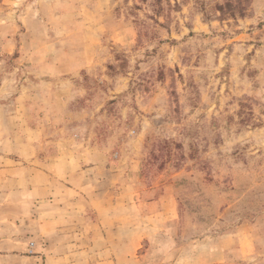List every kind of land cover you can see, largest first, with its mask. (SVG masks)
Masks as SVG:
<instances>
[{"label": "rangeland", "instance_id": "374dc122", "mask_svg": "<svg viewBox=\"0 0 264 264\" xmlns=\"http://www.w3.org/2000/svg\"><path fill=\"white\" fill-rule=\"evenodd\" d=\"M0 243L264 264V0H0Z\"/></svg>", "mask_w": 264, "mask_h": 264}, {"label": "crops", "instance_id": "0c3cea01", "mask_svg": "<svg viewBox=\"0 0 264 264\" xmlns=\"http://www.w3.org/2000/svg\"><path fill=\"white\" fill-rule=\"evenodd\" d=\"M2 36V35H1ZM3 38V37H2ZM7 37H4V41H7ZM38 172H42V173H44L43 171H41V170H38ZM45 174V173H44ZM67 174V173H66ZM56 176H58V175H54L53 177H51L50 175L49 176H45V179H46V182H43V184H41V185H39L38 186V190H41V191H47V188L49 189V194H51V195H53V194H56V189L58 190V188L60 189V188H62L63 189V185L60 183L59 185L57 184L59 181H58V178L56 177ZM67 176V175H66ZM61 177H64L63 175H60V178ZM51 178V179H50ZM53 190H54V192H53ZM59 197H61V196H59ZM42 200H44V199H46V198H41ZM50 201H55V202H57V201H59L60 202V199L58 200V198H57V196H53V197H51L50 195H49V199H48V202H50ZM58 207H60V205L58 206ZM59 212H62V211H60V210H58ZM57 211V212H58ZM1 244V243H0ZM57 253V252H56ZM54 257V256H53Z\"/></svg>", "mask_w": 264, "mask_h": 264}]
</instances>
